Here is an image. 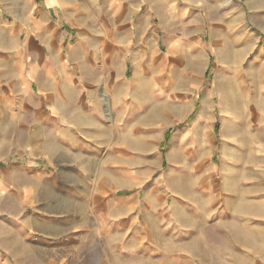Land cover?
<instances>
[{
	"label": "crops",
	"instance_id": "crops-1",
	"mask_svg": "<svg viewBox=\"0 0 264 264\" xmlns=\"http://www.w3.org/2000/svg\"><path fill=\"white\" fill-rule=\"evenodd\" d=\"M114 1L117 7L140 6L137 0ZM72 4L73 0H0L1 151H8V159L12 153H24L11 167L20 187L17 198L47 200L54 209L53 233L40 234V239L57 249L74 244L91 248L93 264H131L141 253L160 256L159 262L166 263L168 255L180 254L174 249L188 233L193 241L188 247L205 239L200 230H187L188 222L212 231L222 228L231 236L240 225L244 229L237 239L258 245L264 234V152L255 147L257 125L247 115L262 114L242 98L232 104L222 101L223 129L228 128L225 138L221 133L224 159L219 165L209 161L208 170H202L201 162L192 166L197 180L193 198L187 201L191 210L168 208L159 194H147L139 203L134 197L115 198L113 183L106 187L100 182L98 169L122 167L126 133L121 124L130 135L135 133V115H147L139 112L137 103H145L154 84L145 76L142 81L121 80L120 62L127 50L117 42L115 31L107 46L95 51L69 47ZM138 16V28H144L151 14L144 10ZM93 55L95 65L90 64ZM135 55L146 56L143 51ZM90 67L96 80L89 78ZM158 84L166 94V84ZM102 90L109 95L111 122L104 118L108 113ZM208 105L206 94L195 124L203 116V125H209L214 114ZM69 125L83 151L66 146L64 130ZM7 168L0 170L2 185L7 183L4 174L12 173ZM63 170L75 175L61 176Z\"/></svg>",
	"mask_w": 264,
	"mask_h": 264
},
{
	"label": "rangeland",
	"instance_id": "rangeland-1",
	"mask_svg": "<svg viewBox=\"0 0 264 264\" xmlns=\"http://www.w3.org/2000/svg\"><path fill=\"white\" fill-rule=\"evenodd\" d=\"M137 1L139 7L123 8L114 0H73L69 9V47L95 51L107 46L115 31L117 42L127 50L120 62L121 80L142 81L145 76L154 84L145 103H137L139 112L147 115H135V133L130 135L121 124L126 133L121 142L122 167L98 169L100 182L106 187L113 183L115 198L134 197L139 203L147 194H159L168 208L191 210L187 201L193 198L197 180L193 164L201 162L202 170H208L209 161L219 165L224 159L221 133L225 138L228 130L223 129L220 115L224 99L232 104L242 98L262 114L247 118L257 125L255 147L264 152V0ZM144 10L151 19L140 30L138 14ZM137 51L146 56L140 58ZM96 59L91 56L90 64L95 65ZM88 75L97 79L91 67ZM158 83L166 84V94ZM206 94L214 114L209 127L203 125V116L195 124ZM113 117L104 115L107 122ZM2 138L0 170L7 165L6 171L12 173L4 174L9 184L0 183V264H93L91 248L74 244L57 249L40 239V234L53 233L54 209H49L47 200L17 198L20 187L11 167L24 153H12L8 159V151H1ZM9 177L13 182H8ZM184 227L200 230L205 239L188 247L193 242L190 232L174 249L180 254L168 255L166 263L144 252L131 264H264V234L258 245H247L237 239L244 229L240 225L233 228L232 236L204 224L188 222Z\"/></svg>",
	"mask_w": 264,
	"mask_h": 264
},
{
	"label": "clouds",
	"instance_id": "clouds-1",
	"mask_svg": "<svg viewBox=\"0 0 264 264\" xmlns=\"http://www.w3.org/2000/svg\"><path fill=\"white\" fill-rule=\"evenodd\" d=\"M71 125H69V129L64 130V135H65V139L67 141H69L68 144H66L67 147H69V149L71 151H83V149L78 148L76 145H78L80 142L76 139V132L71 131ZM85 147H91L90 145L85 146ZM61 176H72L75 175L74 172L70 171V170H63L60 172Z\"/></svg>",
	"mask_w": 264,
	"mask_h": 264
},
{
	"label": "bare ground",
	"instance_id": "bare-ground-1",
	"mask_svg": "<svg viewBox=\"0 0 264 264\" xmlns=\"http://www.w3.org/2000/svg\"><path fill=\"white\" fill-rule=\"evenodd\" d=\"M101 100L103 101V103L106 106V110H107L106 112L108 114H110L111 113V105H110V100H109V96H108L107 91H105V90L102 91Z\"/></svg>",
	"mask_w": 264,
	"mask_h": 264
},
{
	"label": "trees",
	"instance_id": "trees-1",
	"mask_svg": "<svg viewBox=\"0 0 264 264\" xmlns=\"http://www.w3.org/2000/svg\"><path fill=\"white\" fill-rule=\"evenodd\" d=\"M166 138L168 139V135H166Z\"/></svg>",
	"mask_w": 264,
	"mask_h": 264
}]
</instances>
